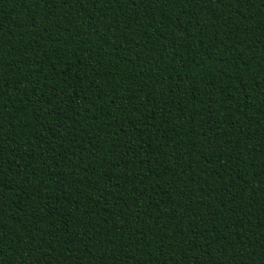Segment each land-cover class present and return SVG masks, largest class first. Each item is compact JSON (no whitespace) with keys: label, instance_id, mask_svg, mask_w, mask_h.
Returning a JSON list of instances; mask_svg holds the SVG:
<instances>
[{"label":"trees","instance_id":"1","mask_svg":"<svg viewBox=\"0 0 264 264\" xmlns=\"http://www.w3.org/2000/svg\"><path fill=\"white\" fill-rule=\"evenodd\" d=\"M0 264H264V0H0Z\"/></svg>","mask_w":264,"mask_h":264}]
</instances>
